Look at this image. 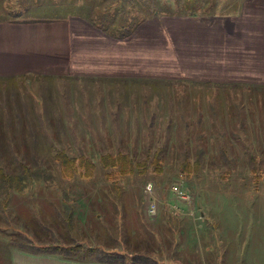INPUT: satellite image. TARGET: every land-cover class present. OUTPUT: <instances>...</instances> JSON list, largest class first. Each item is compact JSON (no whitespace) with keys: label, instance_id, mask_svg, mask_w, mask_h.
Wrapping results in <instances>:
<instances>
[{"label":"rangeland","instance_id":"374dc122","mask_svg":"<svg viewBox=\"0 0 264 264\" xmlns=\"http://www.w3.org/2000/svg\"><path fill=\"white\" fill-rule=\"evenodd\" d=\"M41 1L47 6L54 0ZM64 1L68 4L56 2L58 13H68L74 3ZM132 1L106 0L102 4L108 14L96 20L133 22L132 10H125ZM141 1L156 13H169L164 22L174 52L183 55L184 69L195 75L216 51L214 28L206 29L195 17L243 13V0ZM3 2V15L27 12L30 5L37 6L31 13L45 10L38 0ZM29 77L31 81L0 78V165L7 177L18 173L22 162L40 172L20 183L0 177V222L22 226L25 215H35L27 204L48 196L49 207L55 201V209L48 210L55 211L56 223L65 220L75 231V236L60 235L59 244L95 246L101 227L114 240L118 234L123 254H138L139 259L264 264V155L255 152L259 143H245L244 135L234 132L241 130L243 105L264 109L259 101L264 87L210 77ZM233 137L240 140L233 142ZM56 148L75 156L85 153L95 163L93 173L87 176L79 169L72 177L62 175ZM118 150L131 154L132 172L103 166L101 156ZM197 150H203L200 166L189 172L182 166L184 153L193 163ZM254 152L256 169L249 157ZM149 181L151 192L145 190ZM152 200L155 213L149 212Z\"/></svg>","mask_w":264,"mask_h":264},{"label":"crops","instance_id":"0c3cea01","mask_svg":"<svg viewBox=\"0 0 264 264\" xmlns=\"http://www.w3.org/2000/svg\"><path fill=\"white\" fill-rule=\"evenodd\" d=\"M3 1L0 0V9ZM57 1L68 4V1L54 0L46 6L38 0L45 9L43 13L29 12L37 8L34 5H30L27 12L3 15L0 10V78L23 81L27 77L31 81L29 76L32 74L51 78L65 75L105 80L134 78L136 81L210 77L216 81L240 79L251 82L252 86L264 87V0H243V13L240 14L228 12L227 16L218 15L210 20L204 16L195 17V21L204 24L206 29L214 28L211 36L214 37L213 49H216L210 61L200 64L203 71L197 75L187 73L183 55L179 57V53L174 52L169 27L164 22L169 13H156L154 7L133 0L125 9L132 10L133 22H114V18L106 25L96 20L101 13L108 14V6L102 4L106 0H74L65 14L58 13ZM120 8L123 7L115 6L114 9ZM49 10L54 14H46ZM259 95L263 106L264 93ZM242 114L243 124L238 123L241 130L234 132L244 135L245 143L250 141L254 146L259 143L255 152L260 149L259 156L262 157L264 109L260 105L252 109L245 104ZM230 140L237 142L240 138ZM47 198L36 200L33 205L26 203L35 215H25L22 226L0 222V264H121L99 260L95 255L85 254L84 250L64 254L32 247L35 243H58L60 235L61 238L75 236L67 221H62L63 227L60 222L56 223L55 211L48 210L55 209V201L51 200L53 207H49ZM104 230L100 227L95 247L115 250L120 258L123 253L116 244L120 242L118 234L114 240L106 236Z\"/></svg>","mask_w":264,"mask_h":264},{"label":"trees","instance_id":"16d2710c","mask_svg":"<svg viewBox=\"0 0 264 264\" xmlns=\"http://www.w3.org/2000/svg\"><path fill=\"white\" fill-rule=\"evenodd\" d=\"M114 9L115 6L111 5ZM114 6V7H113ZM160 149H158L159 152ZM155 155L157 156V153ZM203 150H197L196 152V160L192 163L189 159V152L185 151L184 159H183V167L187 171H192V168L198 169L200 166L199 157L202 155ZM55 156L60 161V170L61 174L65 176H74V174L79 171V169H83V173L87 176H90L95 167V163L93 162L92 158L85 155V153H81L79 156L72 155L68 153L66 149L63 148H56ZM250 159L252 161V167L256 169V155L255 153L250 154ZM156 160L155 158H153ZM101 162L104 167H115L118 168L119 171L123 174L130 173L133 171L134 164L132 162L131 154L127 151L118 150L116 153L107 152L101 156ZM143 168L147 166V159L141 161ZM38 170H31V168L25 164L24 162L20 163L19 165V172L15 173L14 175H8L5 173L3 167L0 165V177L6 178L11 180V182L15 181L17 183L23 182L28 178H38ZM30 175V176H29ZM257 178V177H256ZM35 243V242H34ZM33 243V244H34ZM32 247L36 246L38 248H42L45 250L51 251H59L64 254H71L78 252L79 250H84L85 254L88 255H95L99 260H107V261H115L121 264H151L157 263L162 264L161 261L153 258H148L147 255H144V258L139 259L137 256L138 254H123L120 258L116 256V252L109 251L107 249H97L95 246H89L87 249H82L83 247L79 244H72V245H64V244H43L38 245L34 244L31 245Z\"/></svg>","mask_w":264,"mask_h":264},{"label":"built area","instance_id":"2783aa9c","mask_svg":"<svg viewBox=\"0 0 264 264\" xmlns=\"http://www.w3.org/2000/svg\"><path fill=\"white\" fill-rule=\"evenodd\" d=\"M175 189H178V191L182 194L183 197H186V195L183 193L181 189L178 188V186L174 187ZM145 190L148 192H151L153 190V183L151 181L147 182L145 185ZM156 201L152 200L149 204V212L150 213H155L156 212Z\"/></svg>","mask_w":264,"mask_h":264}]
</instances>
